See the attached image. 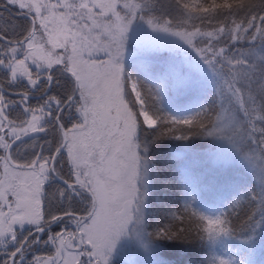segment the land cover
Segmentation results:
<instances>
[{
  "label": "snow or ice",
  "instance_id": "1",
  "mask_svg": "<svg viewBox=\"0 0 264 264\" xmlns=\"http://www.w3.org/2000/svg\"><path fill=\"white\" fill-rule=\"evenodd\" d=\"M194 138L228 174L177 210L153 155ZM0 150V264H256L264 0H0Z\"/></svg>",
  "mask_w": 264,
  "mask_h": 264
},
{
  "label": "trees",
  "instance_id": "2",
  "mask_svg": "<svg viewBox=\"0 0 264 264\" xmlns=\"http://www.w3.org/2000/svg\"><path fill=\"white\" fill-rule=\"evenodd\" d=\"M149 62L154 65L160 66H163L165 64L164 62H160L157 59H149ZM169 96L172 99L179 100L186 104L196 103L195 98L190 99L189 94L186 92H178L176 90H173L169 94ZM39 143H43V141L40 140ZM174 143L178 144L182 142ZM191 144L192 148L182 159H176L174 157L167 156L163 154V152L153 155V159L158 160L162 175L166 177V183L157 190L156 198L158 197V193L163 192V194H165L166 192V196H168L167 199L170 200L171 197H174L173 199L175 200V205L177 206L178 210L179 207H182L183 205L184 197V195L182 194V190L184 187L182 182V173L186 174V176L194 181L199 188H202L205 191H207L212 186L217 185L222 180V178L228 174L226 167H223L222 162L218 161L217 157L212 154L213 150L211 148L210 141L194 138L191 141ZM171 150V148L168 149V151ZM58 230L59 229L55 226L53 227V231ZM240 239H242V237ZM48 249L53 252L51 247L46 248L44 246H41L37 254L47 255L49 251ZM168 251L171 252V250ZM189 252L193 255L194 259L204 254L203 249L198 243H193L188 249L181 251L180 254L188 255ZM253 259L256 261V264H261V261H264V253L261 252L259 245H257L256 254Z\"/></svg>",
  "mask_w": 264,
  "mask_h": 264
},
{
  "label": "rangeland",
  "instance_id": "3",
  "mask_svg": "<svg viewBox=\"0 0 264 264\" xmlns=\"http://www.w3.org/2000/svg\"><path fill=\"white\" fill-rule=\"evenodd\" d=\"M160 55H162L161 57H160ZM173 54L170 52V51H168L167 49H160L159 51H156V52H153V53H150L149 54V59H157L158 60V58H159V61L160 62H166V60H167V58L168 57H170V56H172ZM167 57V58H166ZM166 58V59H165ZM165 59V60H164ZM0 154H2V150H0ZM28 156L29 155V153H26L23 149H22V156ZM217 160L218 161H220L221 162V160L219 159V158H217ZM183 174V176H182V182H183V185L185 184V179L186 178H189V177H187L186 176V174H184V173H182ZM194 182V181H193ZM195 183V182H194ZM183 190H184V187H183ZM183 190H182V194L184 195V193H183ZM164 191H165V188H164ZM157 201L159 202L160 200H164L165 202H167L168 204H170L173 208H175V209H177V206L175 205V200L173 199L174 197H171L170 198V200L169 199H167L168 198V196H166V192H165V194H163V192H161V193H158L157 194ZM173 199V200H172ZM170 201H171V203H170ZM178 210V209H177ZM49 251H48V254L47 255H52L53 254V252L50 250V249H48Z\"/></svg>",
  "mask_w": 264,
  "mask_h": 264
},
{
  "label": "bare ground",
  "instance_id": "4",
  "mask_svg": "<svg viewBox=\"0 0 264 264\" xmlns=\"http://www.w3.org/2000/svg\"><path fill=\"white\" fill-rule=\"evenodd\" d=\"M172 54H173V53H172ZM161 56H162V55H160V57H161ZM162 57H163V56H162ZM162 57H161V58H162ZM166 58H167V57H166ZM166 58H165V59H166ZM153 59H154V58H153ZM165 59H164V60H165ZM158 60H159V58H158ZM42 250H43V249H42ZM41 252H42V251H41ZM36 254H37V253H36ZM40 254H41V253H40ZM43 254H44V253H43ZM45 254H46V253H45ZM47 254H48V253H47Z\"/></svg>",
  "mask_w": 264,
  "mask_h": 264
}]
</instances>
